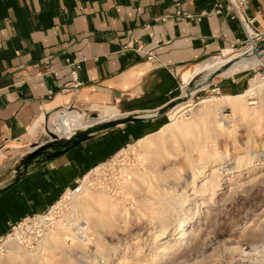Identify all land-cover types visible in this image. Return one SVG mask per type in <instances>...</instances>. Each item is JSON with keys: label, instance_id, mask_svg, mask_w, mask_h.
I'll return each instance as SVG.
<instances>
[{"label": "rangeland", "instance_id": "rangeland-1", "mask_svg": "<svg viewBox=\"0 0 264 264\" xmlns=\"http://www.w3.org/2000/svg\"><path fill=\"white\" fill-rule=\"evenodd\" d=\"M255 46L263 49L264 41L257 42ZM247 48L243 43L231 49V54L225 59ZM213 58L223 57L217 54L207 60ZM194 68L190 70L192 73ZM258 68L259 65H256L232 77H216L212 81L211 76L215 73L204 71L194 76L188 86L180 84V88L166 98L163 106L152 112H145L154 109L150 104L108 105L129 119L155 113L157 117L148 122L92 132L96 134L83 141L75 155L76 161L82 166L77 183L64 192L45 214L26 218L9 230L0 242V264H264V88L253 92L254 99L243 102L245 107L246 103H256L249 106L255 108L256 118L241 120L233 114L230 106L218 107L205 120L195 124L193 133L177 139L178 143L183 139L207 140L210 147L214 148L209 153L217 158L205 171L206 177L197 175L194 195L193 189L189 187L185 193V210H178L177 214L185 219L184 231L189 234L181 248L170 247L156 255L167 240H158L161 230L158 216L152 215L155 212L143 205L147 199L144 187H149L150 180L135 175L133 180L137 182L134 184L126 176L128 173H148L150 169L149 172H152L163 166L165 169V160H171L174 164L172 181L179 184L177 188L181 193L185 179L188 183L191 181V169L187 162L190 157L197 159L198 152L193 151L188 155L186 145L179 144L176 150H166L159 158L146 162L137 141L169 124L170 117L166 112L181 104L190 93L192 105H197L194 111L205 107L200 104L204 100L215 101L223 96L236 97L247 93L251 81L260 79ZM69 92L74 98L78 94L74 90ZM101 106L104 107L100 104L78 105L74 102L66 109L50 115L44 124L30 131L23 140L1 149L0 187L17 171L24 169L28 162L37 158L47 160L53 154L62 153L79 136L104 125L74 131L67 139L54 133L49 121L53 115L75 111L87 121L98 117L99 111L103 109L98 110L96 107ZM184 112L179 114L183 125L192 121V113ZM221 118L226 120L218 123ZM209 153L207 155L210 156ZM146 166L150 169L147 170ZM153 179L156 181L155 177ZM78 188L80 193L72 196L71 193ZM84 192L102 198V204L96 210L93 208L95 213L115 212L110 215L112 225L109 227L101 229L89 225L85 234L87 241L90 238L89 242L85 239L82 242L79 232L68 233L71 224L69 220ZM79 221L84 222V217L80 216ZM60 227H63L62 234L47 242L43 240L45 235L55 234ZM66 229L68 232H65ZM18 249L24 257L15 253Z\"/></svg>", "mask_w": 264, "mask_h": 264}, {"label": "crops", "instance_id": "crops-1", "mask_svg": "<svg viewBox=\"0 0 264 264\" xmlns=\"http://www.w3.org/2000/svg\"><path fill=\"white\" fill-rule=\"evenodd\" d=\"M216 5L217 0H0V150L74 102L117 112L108 105L154 106L145 112L163 106L186 72L243 45L238 23L224 7L216 14ZM245 12L264 37V0H247ZM67 58L83 62L75 98L68 90ZM82 143L58 158L28 162L0 187V242L15 224L45 214L77 183L82 166L75 155Z\"/></svg>", "mask_w": 264, "mask_h": 264}, {"label": "bare ground", "instance_id": "bare-ground-1", "mask_svg": "<svg viewBox=\"0 0 264 264\" xmlns=\"http://www.w3.org/2000/svg\"><path fill=\"white\" fill-rule=\"evenodd\" d=\"M231 52H232L231 50L223 51L220 53V56L223 57L224 59L223 58L222 59L221 58H213V59L206 60L205 62L198 65L194 69L193 73L192 72H186L182 76V84L184 85V87L189 85V83L191 82V80L194 76H196L197 74H200L204 71H213V73H215L211 76V81H212V79H214L216 77H218V78L232 77L244 69H249V68L251 69L252 67H255L256 65L258 66L262 62V59L264 58V49L259 50L255 47L254 44L250 45L245 51L240 52V54L225 59L229 54H231ZM261 88H264V80L263 79L252 80L250 90L247 93L236 96V97L223 96L220 99L215 100V101L214 100H204L200 104H204L205 107H203L200 110H196V111H194V108H196L197 105L196 106L192 105V100L189 97V95L191 94L190 93L189 95H186L184 97L183 102L181 104L177 105L173 109H169L166 112V114L170 117V123L169 124L162 127L156 133L148 135V136L142 138L141 140L137 141L138 147H139L142 155L146 158V162H148L149 160H152V159L155 160V159L159 158L163 154V152H165L166 150H173V151L176 150V148L179 146V144L186 145V154L190 155V152H193V151H196L199 154V157L197 159H194V157H190V161L187 162V165L191 169V173L189 174L191 181H190V183H188L187 180L185 179V181H186L185 187L181 193H179L180 190H178V188H177L179 186V184L175 181H172L174 176L171 174V171H172V169H174V164L171 160L166 161L163 158L167 164V167L165 169H163L164 166L162 164V166H163L162 169L159 168L158 170L156 169L152 172H149L151 169L149 168L150 169L149 170L147 167L148 165H147L145 168H147V170H149L148 173L146 172V173L141 174L140 172H136V173H128L126 175L129 180H132V183L135 182L133 180V177L135 175L142 177L144 180H150L149 181V187H144V189L147 191V199L145 200V204H143V203L142 204L145 205V207H147V208L149 207V210L155 212L152 215L158 216L157 220L161 224V227H160L161 230L159 229L160 231H159L158 240L159 239L160 240H164V239L167 240L164 247L158 249L156 255H160L161 253H164L165 250L167 248H170V247L171 248L172 247L181 248L183 245V241H186V239L189 238L188 237L189 234H187L184 231V222H185L184 220L185 219H182L180 217V214L179 215L177 214L178 210H180V211L185 210L184 203L187 200V197H185V193L188 192L187 190L189 187H190V189H193L192 194L194 195V193L196 191L194 189H195V185L197 184L196 183L197 175L199 174L202 177H206L205 171L208 170L210 164L214 163L217 160V158L214 157L213 154L209 153V150H211V149L214 150V148L210 147L209 142H207V140H200L199 139V140L189 141L187 139H183L180 143H178L177 139L178 138L180 139L181 136H185L187 134L193 133L194 128H195V124L200 122V121L205 120L209 116V114L214 109H216L218 107L230 106L232 108L233 114L241 120H245V119L246 120H248V119L252 120V119L256 118L255 108L249 107L252 105H256V103L255 102H250L249 104L246 103V107H245L243 102H244V100L247 101V100L254 99L253 96L255 93H253V92H255L256 90H259ZM181 112H184V113L191 112L192 113L191 123L184 124V125L182 123H180V122H182V117L179 116V114ZM126 117L127 116H124L115 110H112L110 108H105V109L99 111L98 117L96 119L93 118V119L85 121L81 114H79L75 111H73V112L66 111L64 113H57V114L53 115L50 118L51 120H49V121L51 122L50 124L53 126L54 133L58 134L60 137H65L68 139L69 137H71L73 135L74 131L86 130V129L93 127L95 125L105 124V123H108L111 121L122 120V119H125ZM142 117L153 119V118L157 117V113H155L154 115H150V116L144 115ZM224 120H226V119L223 118L222 120H218V123H220L221 121H224ZM178 122H179V124L176 125ZM95 134L96 133H92L91 135L94 136ZM172 153L173 152H171V155H172ZM207 153H209L210 156L207 155ZM163 159H162V161H163ZM165 162L163 161L164 164H165ZM182 165H183V163H182ZM157 167H158V165H157ZM184 168H186V167H184ZM186 170H188V169H186ZM144 171L145 170H143V172ZM188 172H189V170H188ZM154 177H155L156 181H154V179H153ZM85 179H86V177H85ZM136 179H137V177H136ZM174 180H176V179H174ZM139 187L140 186H138V188ZM217 187H220V186L217 185ZM82 188H84V187H82ZM141 189L144 191L143 188H141ZM78 193H80L79 188L71 194H72V196H74L75 194H78ZM143 194L145 195V193H143ZM68 195H70V194H68ZM81 195H82V197H81L80 201L77 202V205H75V208L73 210L72 219L69 220V222L71 223L69 225L70 230L68 232L66 229L65 232H68V233L71 232L70 234H72L74 232L75 233L79 232L82 236L81 237L82 242H83V239H85L86 242H89L90 238H89V241H87V237L85 236L86 229L89 227V225L94 226L95 228L101 227V229L104 228L105 226L109 227L110 225H112L111 224L112 220H109L110 215L111 214L114 215L115 212L112 211L111 213L109 212V213H105V214L95 213L93 208H95V210H96V207H98L102 204V198H100V196H98V195H92L91 196L87 192H84ZM76 197H78V196H76ZM137 200H138V198H137ZM119 211L120 210H118V212ZM179 213H181V212H179ZM80 216H81V218L84 217V219H85L84 222L79 221ZM148 216H149V214H148ZM41 220L43 221L42 218H41ZM127 220H128V218H127ZM116 221H119V220L116 218ZM119 223H121V221ZM94 227H93V229H95ZM62 228L60 227L58 232H56L55 234L45 235L46 240L44 238H43V240L45 242H47V241L57 237L58 235L62 234V232H61ZM63 232H64V230H63ZM87 232H88V230H87ZM95 232H96V229H95ZM159 242L157 241V243H159ZM15 253L20 257H24V254L22 253V251L20 249L15 251Z\"/></svg>", "mask_w": 264, "mask_h": 264}, {"label": "built area", "instance_id": "built-area-1", "mask_svg": "<svg viewBox=\"0 0 264 264\" xmlns=\"http://www.w3.org/2000/svg\"><path fill=\"white\" fill-rule=\"evenodd\" d=\"M246 4L247 0H217L215 13L219 14L221 8L224 7L227 11L229 18L237 22L240 26L241 30L245 35L244 44L249 47L252 44L256 45L257 42L264 41V37L260 35L259 32H257V30L255 29L254 19L246 15ZM259 50L261 49L259 48ZM65 64L66 67L69 69L71 77V82L68 85V90L77 91L82 86L79 80V72L82 69L83 62L77 58H67L65 60ZM258 71L260 79L264 80V58L259 64ZM11 229H14V227Z\"/></svg>", "mask_w": 264, "mask_h": 264}, {"label": "water", "instance_id": "water-1", "mask_svg": "<svg viewBox=\"0 0 264 264\" xmlns=\"http://www.w3.org/2000/svg\"><path fill=\"white\" fill-rule=\"evenodd\" d=\"M151 119L152 118H143V117H135V118H131V119L125 118V119H122V120H119V121H115V122H111V123H108V124H104L99 129H96L94 131H89V132H86V133L82 134L81 136L78 137V140H75V141L69 143L70 147L67 148L64 152L53 154L52 156H49V158H58L61 155L69 152L71 147L77 146L80 143H82L83 141H85L88 137H90L92 132H100V131H104V130H108V129H113V128H116V127L123 126L125 124H134V123H140V122H148Z\"/></svg>", "mask_w": 264, "mask_h": 264}]
</instances>
